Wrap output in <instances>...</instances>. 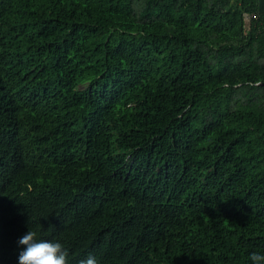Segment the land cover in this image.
I'll use <instances>...</instances> for the list:
<instances>
[{
	"label": "trees",
	"instance_id": "trees-1",
	"mask_svg": "<svg viewBox=\"0 0 264 264\" xmlns=\"http://www.w3.org/2000/svg\"><path fill=\"white\" fill-rule=\"evenodd\" d=\"M29 230L69 264L264 254V0H0V264Z\"/></svg>",
	"mask_w": 264,
	"mask_h": 264
},
{
	"label": "clouds",
	"instance_id": "clouds-1",
	"mask_svg": "<svg viewBox=\"0 0 264 264\" xmlns=\"http://www.w3.org/2000/svg\"><path fill=\"white\" fill-rule=\"evenodd\" d=\"M37 233L29 230L19 240L18 245L24 248L18 256V264H69V250L59 242L40 239L37 240ZM252 264H264V254L252 252L250 254ZM80 264H99L98 260L89 255L81 260Z\"/></svg>",
	"mask_w": 264,
	"mask_h": 264
},
{
	"label": "rangeland",
	"instance_id": "rangeland-1",
	"mask_svg": "<svg viewBox=\"0 0 264 264\" xmlns=\"http://www.w3.org/2000/svg\"><path fill=\"white\" fill-rule=\"evenodd\" d=\"M86 86V85H85ZM85 86H81V88H84Z\"/></svg>",
	"mask_w": 264,
	"mask_h": 264
}]
</instances>
